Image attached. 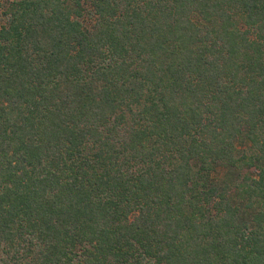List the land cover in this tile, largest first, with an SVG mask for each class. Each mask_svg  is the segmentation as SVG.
<instances>
[{
	"label": "trees",
	"instance_id": "1",
	"mask_svg": "<svg viewBox=\"0 0 264 264\" xmlns=\"http://www.w3.org/2000/svg\"><path fill=\"white\" fill-rule=\"evenodd\" d=\"M4 15L0 264H264V0Z\"/></svg>",
	"mask_w": 264,
	"mask_h": 264
},
{
	"label": "rangeland",
	"instance_id": "2",
	"mask_svg": "<svg viewBox=\"0 0 264 264\" xmlns=\"http://www.w3.org/2000/svg\"><path fill=\"white\" fill-rule=\"evenodd\" d=\"M11 1L12 0H0V25L5 23L4 12L6 11V8L8 7ZM86 7H87V11L85 17L82 20L86 26L90 27L95 21V16L91 12L92 9H90V5L86 4Z\"/></svg>",
	"mask_w": 264,
	"mask_h": 264
}]
</instances>
